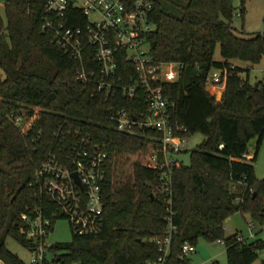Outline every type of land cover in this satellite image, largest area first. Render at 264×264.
Here are the masks:
<instances>
[{"label": "trees", "instance_id": "trees-1", "mask_svg": "<svg viewBox=\"0 0 264 264\" xmlns=\"http://www.w3.org/2000/svg\"><path fill=\"white\" fill-rule=\"evenodd\" d=\"M47 1L6 0V24L0 14V264H27L6 243L11 236L31 249V240L21 232L23 213L42 208L53 222L63 217L35 171L50 152L69 144L72 137L57 135L69 129L108 152L104 227L95 235L74 233L71 241L54 243L44 264H149L161 255L154 240L167 236L171 211L176 231L166 264H188L183 246L196 247L200 237L222 239L228 264L255 262L264 239L226 236L224 223L236 212H248L264 225V178H258L254 164L264 137V82L252 83L248 74L243 76L248 69L236 63L252 66L263 60L264 32L250 37L236 32L233 0H152L150 53L156 62L182 65L180 79L164 84L165 96L174 103L171 117L187 127L188 137L204 135L190 151V163L182 159L175 169L169 198L156 186L157 172L141 158L148 135L155 132H121L108 118L111 107L138 114L144 103L137 107L119 92H100L93 81L77 78L85 60L56 45L53 29L45 26L51 17ZM239 8L243 15L245 0ZM217 47L221 60L214 58ZM212 69L227 70L222 101L207 88ZM32 107L39 108V117L22 133L9 115L26 109L33 114ZM254 138L256 153L244 158Z\"/></svg>", "mask_w": 264, "mask_h": 264}, {"label": "built area", "instance_id": "built-area-1", "mask_svg": "<svg viewBox=\"0 0 264 264\" xmlns=\"http://www.w3.org/2000/svg\"><path fill=\"white\" fill-rule=\"evenodd\" d=\"M4 5L5 2L0 7ZM153 9L152 0H48L46 10L51 17L45 20V26L53 29L60 49L75 59L85 60L77 70L80 81H93L98 91L107 94L119 92L122 97L135 100L137 107L144 103L138 114L124 107H111L108 118L121 132H155L148 135L150 143L141 158L157 172L158 190L170 198L173 173L183 165L181 155L189 137L187 127L171 117L174 103L164 94L165 83L180 79L182 65L175 61L156 62L150 53L148 37L155 28L150 21ZM81 18H85V23H81ZM65 20L77 25H69ZM226 81L227 70L217 69L208 76L207 88L225 87ZM32 108L33 114L26 109L9 115L22 133H28L39 117V108ZM57 135L73 139L59 153H49L35 171V178L48 201L58 207L56 213L70 220L76 235L98 234L104 227L103 186L108 152L79 131L69 129ZM219 147L223 148L224 144ZM243 157L251 158L249 154ZM172 215L171 211L167 216L170 223L167 236L154 240L161 255L149 264H166L176 231ZM21 217L25 224L21 232L31 240V249L35 252L32 264H44L54 245L47 241L53 219L42 208L23 213ZM239 238L242 240L243 236ZM194 251V245L184 244V254Z\"/></svg>", "mask_w": 264, "mask_h": 264}, {"label": "rangeland", "instance_id": "rangeland-1", "mask_svg": "<svg viewBox=\"0 0 264 264\" xmlns=\"http://www.w3.org/2000/svg\"><path fill=\"white\" fill-rule=\"evenodd\" d=\"M176 2H185V0H175ZM4 0H0V4H4ZM234 5L237 7L233 17V25L236 28V32L240 36L250 37L260 32H264V0H245V11L242 15L240 5L242 0H233ZM0 14L4 18L6 24V18L4 15V6L0 7ZM215 60H221L222 56L220 48L217 47L215 54ZM236 63L240 65H251L249 62L237 60ZM217 69H212V72ZM243 75L246 77L245 72ZM249 78L252 83L258 81L264 82V58L261 62L252 65L249 72ZM210 92L216 97L217 101H222L224 96L223 86H212ZM204 140V135L196 133L188 138L185 144V151L182 153L181 158L185 163H190V151L200 145ZM257 150V138L252 139L249 142V153H256ZM256 167V175L258 178H264V137L258 151L257 159L254 161ZM225 235L230 236L235 233H239L245 238L264 239V225H261L258 221L252 219V216L248 212H236L232 216L226 219L224 223ZM74 236V231L70 220L67 217L56 218L52 224L51 230L47 236V241L51 243L56 242H69ZM8 248L15 254H17L27 264H32V258L35 256V252L30 247L20 243L15 238L9 236L7 238ZM188 264H210L212 261H219L221 264H228V256L226 252V246L222 239L209 240L205 237H200L196 243V251L187 254ZM264 249L259 251V257L252 264H263Z\"/></svg>", "mask_w": 264, "mask_h": 264}, {"label": "crops", "instance_id": "crops-1", "mask_svg": "<svg viewBox=\"0 0 264 264\" xmlns=\"http://www.w3.org/2000/svg\"><path fill=\"white\" fill-rule=\"evenodd\" d=\"M242 67H245L246 69H248V71L247 72H245V74L247 75H249V72L251 71V68H252V66L250 65H242ZM244 76V75H243ZM245 77V76H244ZM223 86V85H222ZM226 87V86H225ZM225 87L223 86V88L225 89ZM210 87H208V90L210 91ZM249 155L252 157L253 156V153H249Z\"/></svg>", "mask_w": 264, "mask_h": 264}, {"label": "water", "instance_id": "water-1", "mask_svg": "<svg viewBox=\"0 0 264 264\" xmlns=\"http://www.w3.org/2000/svg\"><path fill=\"white\" fill-rule=\"evenodd\" d=\"M74 177L78 180V182H79V178H78V176L76 175V174H74Z\"/></svg>", "mask_w": 264, "mask_h": 264}]
</instances>
